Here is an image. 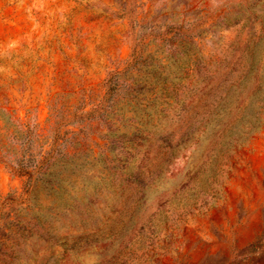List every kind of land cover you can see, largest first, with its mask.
<instances>
[{"label":"rangeland","instance_id":"obj_1","mask_svg":"<svg viewBox=\"0 0 264 264\" xmlns=\"http://www.w3.org/2000/svg\"><path fill=\"white\" fill-rule=\"evenodd\" d=\"M0 264H264V0H0Z\"/></svg>","mask_w":264,"mask_h":264}]
</instances>
